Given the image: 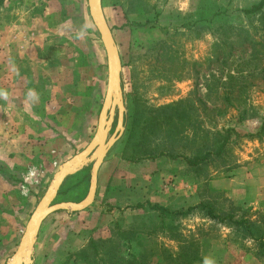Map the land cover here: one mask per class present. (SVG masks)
Masks as SVG:
<instances>
[{"label": "rangeland", "instance_id": "374dc122", "mask_svg": "<svg viewBox=\"0 0 264 264\" xmlns=\"http://www.w3.org/2000/svg\"><path fill=\"white\" fill-rule=\"evenodd\" d=\"M0 1V91L7 93L0 96L1 133L18 140L16 151L24 143L34 147L26 170L2 178V186L18 188L0 197V264H9L25 230L15 227L11 243L19 213L9 208L26 205L28 222L43 196L38 187L94 137L107 88V55L101 38V49L92 39V29L98 30L88 0ZM261 1L102 0L122 58L126 118L133 113L136 134L109 152L92 206L51 216L34 264H168L167 257L193 243L200 257L194 264H264V137L250 136L264 126V21L260 14H244ZM239 29L259 43L257 57L249 58L253 44L241 42ZM225 36L232 43L224 44ZM217 56L224 62H216ZM31 89L39 96L35 102L27 97ZM212 91L246 105L226 109ZM182 101L177 139H185L169 142L172 126L156 112ZM214 107L226 111L218 114ZM117 122L118 115L110 138ZM226 130H236L227 152L211 154L208 166L193 173L188 160L204 157L216 143L212 137ZM31 171L36 174L25 187ZM90 173L88 166L56 203L86 199ZM201 202L250 224L211 220L201 209L168 216L148 206L187 211Z\"/></svg>", "mask_w": 264, "mask_h": 264}, {"label": "water", "instance_id": "95a60500", "mask_svg": "<svg viewBox=\"0 0 264 264\" xmlns=\"http://www.w3.org/2000/svg\"><path fill=\"white\" fill-rule=\"evenodd\" d=\"M90 15L100 34L107 55V89L98 119L96 134L88 147L62 165L52 185L38 203L28 223L20 247L9 264H34V249L44 221L62 212H80L95 202L99 172L109 152L125 133L126 103L123 89V63L113 32L106 19L102 0H88ZM118 115L117 129L110 133ZM92 164L90 189L80 203H56L65 180L85 165Z\"/></svg>", "mask_w": 264, "mask_h": 264}, {"label": "trees", "instance_id": "16d2710c", "mask_svg": "<svg viewBox=\"0 0 264 264\" xmlns=\"http://www.w3.org/2000/svg\"><path fill=\"white\" fill-rule=\"evenodd\" d=\"M0 3H2V1H0ZM244 14L247 16H254L257 14H260V16L263 18L262 22L264 21V0H262L260 3L253 5L252 7H250L249 9L244 10ZM264 24V23H263ZM94 28V27H93ZM241 30V37L242 43H252V52L249 56L250 59L255 58L258 56L257 53H261L262 51H259V49L257 48V46L259 45V43L257 41H254V39L248 35V32L245 31V29H239ZM261 30L263 31L261 38H262V42L264 44V28L261 27ZM92 34V39L95 42V44L97 45L98 49H101V41H100V37L98 32L96 31V29H92L91 31ZM227 37V39L225 41H223L224 44L227 45V43H232V39H228L229 36H225ZM231 53V52H230ZM227 56V55H226ZM229 56V55H228ZM219 56L216 57L215 61L216 62H224L225 59H222L221 61H218ZM104 70H105V65L103 63H101L99 65V74H98V79L100 80V82L103 81L104 79ZM213 78L214 75H211ZM236 89V88H235ZM232 90H233V85H232ZM237 90V89H236ZM245 87H242L240 89L241 94L244 92ZM213 93L217 94V99H219L220 101H222L224 104L223 106H226V109L228 108H235V110H240V106L242 105H246L245 104V100H243L242 98H234L233 95L231 94H224L222 96H218V91H212ZM133 94H126V96L131 97ZM209 100L211 101V97H208ZM213 106H216L217 104L212 101ZM236 104H238L239 106L237 107ZM186 103L185 102H180L177 104H173V105H167L164 106L162 108L159 109V111L156 112L157 116H163L166 118V120H168L169 125L172 126L166 134H168V140L169 142L173 141V142H182L185 138L181 137L180 139H177V134L179 133V131L177 130L178 126L180 125V122L182 120L181 118V112L180 110L182 109L183 106H185ZM131 107V106H130ZM215 108V107H214ZM238 108V109H237ZM225 109V108H224ZM225 110H220V109H216L214 111H217L218 114H224ZM210 116V115H209ZM131 120H130V119ZM176 118L180 121H177ZM210 118V117H209ZM244 116L240 117L239 120H243ZM127 120H128V124H127ZM176 120V122H175ZM125 125H127V130L125 133V136L121 139L120 143H123L125 141L129 142L131 140H133V138L135 137L136 134V121L134 118L133 113L126 118L125 121ZM231 132L236 133V130H226L225 133H221V132H217L212 139L216 140L214 146H209L208 149V153L205 154L204 157H196L195 159H190L188 160L189 162V166L191 167V171H193V173H195L196 175H198L200 172L203 171V168L208 166L210 160H211V154L212 156H216V157H221L223 156V154H225L227 152V149L229 147V143L231 141L232 135ZM240 136V135H238ZM253 137H258V138H263L264 137V126L260 129V131L256 134V135H250ZM172 137L174 139H172ZM211 150V151H210ZM141 158H139L138 160H135L136 162L140 161ZM148 206L150 208L151 211H159L161 212V214L166 213L168 216H180V217H185L190 215L192 212L201 209L204 212H206L208 218H210L211 220H218L221 223H225L226 221L230 222L232 225H247V223H249L248 220L244 219V217H242V219L239 221L237 220L235 214L233 212H231L229 215H226L225 217H222L221 214L216 213L215 208L208 202H201L199 205L195 206V207H190L188 208L187 211H170L169 209H166L158 204H154L152 205L151 203H148ZM140 207H144L143 205H140ZM250 224V223H249ZM248 224V225H249ZM250 229L249 226H246V231H248ZM254 236V235H252ZM260 240H262V238H260ZM262 252L264 254V245L262 246ZM264 256V255H263ZM166 260H168V264H194L195 262H197L198 260H200L199 254H198V249L195 247L194 243L191 245H182L180 247V251L177 254V256L175 258L173 257H167ZM140 264V263H138Z\"/></svg>", "mask_w": 264, "mask_h": 264}, {"label": "crops", "instance_id": "0c3cea01", "mask_svg": "<svg viewBox=\"0 0 264 264\" xmlns=\"http://www.w3.org/2000/svg\"><path fill=\"white\" fill-rule=\"evenodd\" d=\"M107 89V88H106ZM106 95V94H105ZM99 119V118H98ZM97 127H98V125H97ZM1 128H2V126H0V140H1V137H3V136H6V138L7 139H2V141H1V145H0V185H1V187H0V197H1V199L2 198H4V196H5V194L7 193V191L10 189V190H12L13 192H14V190H17L18 188H14V187H11V182H8L7 183V186L8 187H4V186H2V184L3 183H5L4 182V180L2 179V178H7L8 180L10 179V177H11V175H10V173H18V172H23L24 170H26V167L28 166V165H26L27 164V162H30V161H28L27 159H31V157L33 156V154H32V152H31V150L29 149V148H34L31 144L29 145L28 143H24L23 144V147L25 148H22V152L21 151H16L15 150V144L18 142V140H16V139H14V140H12V138H14V136H12V138L11 137H9V134L10 133H6V135L5 134H3V133H1L2 131H1ZM97 131V130H96ZM96 134V133H95ZM95 136V135H94ZM94 138V137H93ZM92 138V139H93ZM92 139H91V141H92ZM6 140H8V144H7V142H6ZM90 141V142H91ZM90 142L87 144V145H85V147H84V149L83 150H85L87 147H88V145L90 144ZM10 144H12L10 147V150L8 151L9 153H6V151H5V149L6 148H8L7 146L8 145H10ZM14 144V145H13ZM82 149L80 150V148H79V151L77 150V151H75V150H73V155L69 158V159H67L66 161H64L60 166H59V168L57 169V171L54 173V175L52 176V178H51V181L50 182H47V180H48V177L44 180V182L42 183V185L40 186V187H38V190H40V194H42L43 196L45 195V193L47 192V190L49 189V187L52 185V183H53V181H54V178H55V176H56V174L58 173V171L60 170V168L62 167V165L63 164H65L66 162H68V161H70L73 157H75L77 154H79L80 152H82L83 151ZM13 153H16L15 154V159L13 158V160L14 161H12L11 160V154H13ZM39 153V152H38ZM37 153V154H38ZM105 163V162H104ZM104 165V164H103ZM103 165H102V167H103ZM88 166H91V173H90V179H91V176H92V164H88V165H85V166H83L82 168H80L78 171H76L73 175H71V176H69L66 180H65V182H64V184L62 185V187H61V189H60V192H59V195H58V197L60 196V195H64L65 193H62V192H64V189H65V187L69 184V182H71L73 179H75L77 176H79L81 173H83L86 169H87V167ZM102 167H101V169H102ZM100 169V170H101ZM100 173V172H99ZM36 174V173H35ZM16 177V176H15ZM33 176H30L29 174L27 175V177L25 178V187H27V185L28 184H30L31 183V178H32ZM40 177H41V173H40ZM39 177V178H40ZM86 175H85V177L83 178L84 179V182H85V180H86ZM40 180V179H39ZM23 189H24V187H23ZM42 196V197H43ZM24 198V197H23ZM42 199V198H41ZM40 199V200H41ZM40 202V201H39ZM4 206H6V205H4ZM37 207V206H36ZM8 209V208H7ZM36 209V208H35ZM9 211H13V212H18L19 214H18V216H17V214H16V219L14 220L15 221V223L12 225V226H14V228L16 227H18V228H20V229H22V228H24L25 230H24V233H25V231H26V228H27V226H28V223H29V221H30V219H31V216H32V214H33V212L35 211H33V212H31V214L29 215L30 217L28 218V222H27V216H26V211H27V209H26V205H24V206H22V205H19V204H17V205H14V206H12L11 208H9ZM29 211H31V209L29 210ZM22 213H24V214H22ZM54 215V214H53ZM52 216V215H51ZM51 216L50 217H48L45 221H44V223L42 224V227H41V230H40V232H39V236H38V239H37V242H36V244H35V249H34V261H36V251H37V245H38V241H40L43 237H42V234H43V231H44V229H45V225L49 222V220H50V218H51ZM19 217V218H18ZM27 222V223H26ZM16 228H15V230H14V238L11 240V243H14V239H15V234H16ZM23 236H24V234H23ZM23 236H22V238H21V240H20V242L18 243V247H17V249H16V251H15V253L17 252V250L19 249V247H20V244H21V241H22V239H23ZM10 242V241H9Z\"/></svg>", "mask_w": 264, "mask_h": 264}, {"label": "clouds", "instance_id": "9594fccd", "mask_svg": "<svg viewBox=\"0 0 264 264\" xmlns=\"http://www.w3.org/2000/svg\"><path fill=\"white\" fill-rule=\"evenodd\" d=\"M83 36H84V32L79 33V37L80 38H83ZM0 96H3V97L6 98L7 97V93L0 91ZM27 97H28V99L30 101H33V102H35L36 100L39 99L38 93L34 89H31V90L28 91ZM29 175L30 176H34L35 175V172L34 171H31L29 173Z\"/></svg>", "mask_w": 264, "mask_h": 264}]
</instances>
